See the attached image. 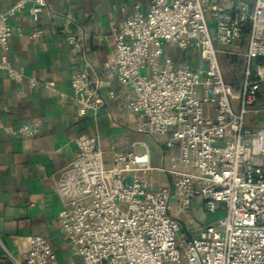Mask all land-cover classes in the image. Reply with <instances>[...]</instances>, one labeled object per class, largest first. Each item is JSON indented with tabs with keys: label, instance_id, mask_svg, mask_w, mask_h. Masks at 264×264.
Wrapping results in <instances>:
<instances>
[{
	"label": "built area",
	"instance_id": "2783aa9c",
	"mask_svg": "<svg viewBox=\"0 0 264 264\" xmlns=\"http://www.w3.org/2000/svg\"><path fill=\"white\" fill-rule=\"evenodd\" d=\"M28 4L38 21L49 1L18 0L0 11V70L39 87L9 55L16 33L10 19ZM64 39L83 54L82 35L64 33ZM110 45L113 61L105 68L116 70L127 93L103 92L109 82L92 76L83 55L71 76L78 113L97 116L107 98L124 99L135 131L158 139L164 153L153 164L142 141L126 149L112 144L108 162L100 135L75 137V158L52 176L63 203L57 220L81 257L70 264H264V128L246 125L247 115L262 111L264 0H151L147 11L113 23ZM177 53L193 55L197 65L179 61ZM218 54L223 62L244 61L238 90L226 81ZM41 125L4 131L32 139ZM154 175L166 182L154 185ZM196 201L205 213L224 215L191 232L181 217ZM7 256L10 264L57 263L45 237H34L21 257Z\"/></svg>",
	"mask_w": 264,
	"mask_h": 264
},
{
	"label": "crops",
	"instance_id": "0c3cea01",
	"mask_svg": "<svg viewBox=\"0 0 264 264\" xmlns=\"http://www.w3.org/2000/svg\"><path fill=\"white\" fill-rule=\"evenodd\" d=\"M17 1L0 0V11H7ZM48 1V9L38 21L33 20L29 4L10 19L16 30L9 41L10 58L16 67L23 68L43 85L30 87L26 82H15L0 70V264H10L7 252L21 257L34 237L49 239L57 253L56 264L81 261L57 220L63 203L52 182V176L75 158L76 136L100 135L108 162L112 144L126 149L131 142L142 141L150 150L153 164L159 163L164 153L158 139L135 131L133 114L125 107L124 99L107 98L97 116H82L71 87V76L83 64L84 55L92 64V76L109 82L103 92L115 89L127 93L117 82L116 70L110 73L105 68V63L113 61L112 25L121 24L136 11H147L151 0ZM36 29L40 34L32 37ZM64 33L85 38L83 54L73 53ZM246 45L245 36L241 49ZM176 58L197 65L193 55L177 53ZM237 84L231 85L238 90L241 83ZM258 98L262 111L246 117V125L251 129L264 128V83ZM38 120L42 121L41 129L32 139L4 131L5 126ZM145 150L138 147L139 152ZM150 180L154 185L166 182L162 175H154ZM205 214L201 202L196 201L182 215V223L196 232L213 220Z\"/></svg>",
	"mask_w": 264,
	"mask_h": 264
},
{
	"label": "rangeland",
	"instance_id": "374dc122",
	"mask_svg": "<svg viewBox=\"0 0 264 264\" xmlns=\"http://www.w3.org/2000/svg\"><path fill=\"white\" fill-rule=\"evenodd\" d=\"M214 43H216L215 38H214ZM218 57L222 61V55L218 54ZM222 68L225 73L226 80L231 84L236 82L240 84L243 81L244 61L242 59L235 58L231 63L222 61ZM149 139L150 138L148 137L146 138L148 143L151 142ZM205 215L209 216L211 219H214V218L222 217L224 215V211L219 209V211H217L216 213H206Z\"/></svg>",
	"mask_w": 264,
	"mask_h": 264
}]
</instances>
